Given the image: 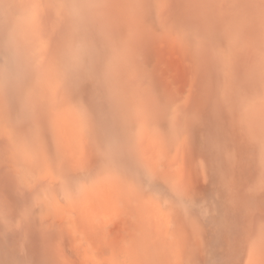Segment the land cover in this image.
Wrapping results in <instances>:
<instances>
[{
	"label": "rangeland",
	"instance_id": "374dc122",
	"mask_svg": "<svg viewBox=\"0 0 264 264\" xmlns=\"http://www.w3.org/2000/svg\"><path fill=\"white\" fill-rule=\"evenodd\" d=\"M0 264H264V0H0Z\"/></svg>",
	"mask_w": 264,
	"mask_h": 264
}]
</instances>
